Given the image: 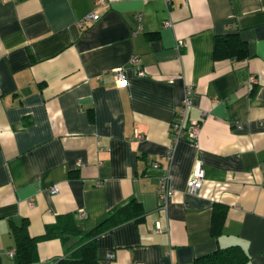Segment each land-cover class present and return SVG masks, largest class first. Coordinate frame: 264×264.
I'll return each instance as SVG.
<instances>
[{"label":"crops","instance_id":"1","mask_svg":"<svg viewBox=\"0 0 264 264\" xmlns=\"http://www.w3.org/2000/svg\"><path fill=\"white\" fill-rule=\"evenodd\" d=\"M230 32L247 54L215 58ZM187 85L200 129L172 143ZM131 199L142 217L97 237L98 264H195L231 244L264 264V0H0V264H18L13 224L40 236L72 213L89 230ZM215 203L227 207L216 236ZM75 240L40 239L24 264H53Z\"/></svg>","mask_w":264,"mask_h":264},{"label":"trees","instance_id":"2","mask_svg":"<svg viewBox=\"0 0 264 264\" xmlns=\"http://www.w3.org/2000/svg\"><path fill=\"white\" fill-rule=\"evenodd\" d=\"M214 57L224 58L236 56L242 58L247 54L246 44L237 32L216 35L213 46ZM226 206L215 203L212 211L211 233L218 235L222 231ZM143 215L141 204L131 199L101 217L89 230H80L72 213L57 216L53 223L45 226L40 236H31L27 228V220L21 224L12 225V235L15 240L17 263L24 264L36 258L37 242L43 238L69 236L76 238L73 245L67 248L65 255L53 264H98L97 237L116 225L130 219L139 220ZM195 264H250L248 253L238 244H231L202 254L195 259Z\"/></svg>","mask_w":264,"mask_h":264},{"label":"built area","instance_id":"3","mask_svg":"<svg viewBox=\"0 0 264 264\" xmlns=\"http://www.w3.org/2000/svg\"><path fill=\"white\" fill-rule=\"evenodd\" d=\"M104 0H94L95 4H102ZM99 18V14L91 11L87 13L82 19H80L77 24L82 26L86 21H93ZM165 25H170V22L167 21ZM137 57L133 56L130 58V63L134 68V71L137 75H143V70L137 65ZM113 78L117 85H123L126 81V77L124 71L121 67H115L111 69ZM193 104V96H192V87L187 85L184 90V95L179 107L176 110L175 118L171 121L170 124V138L172 143H176L181 138H187L191 141L195 140L199 129L200 122L198 120H191L187 122V112L188 108ZM139 133H136V137H140ZM168 158L171 157L170 153L167 154ZM155 164V163H154ZM204 169L199 161H197L194 165V169L190 176L187 179L186 186L187 190L190 192L197 191L204 180ZM52 191L55 190V187L51 188ZM159 195L164 200V207L167 205L168 198L173 193V187L169 184L166 178L161 179L159 188ZM79 215H83L84 211H78ZM158 230L162 231V228L157 224Z\"/></svg>","mask_w":264,"mask_h":264}]
</instances>
